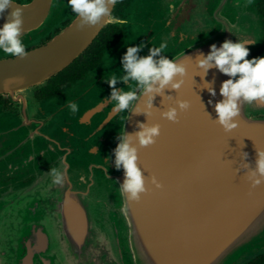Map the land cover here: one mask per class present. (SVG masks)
<instances>
[{
	"label": "water",
	"instance_id": "water-1",
	"mask_svg": "<svg viewBox=\"0 0 264 264\" xmlns=\"http://www.w3.org/2000/svg\"><path fill=\"white\" fill-rule=\"evenodd\" d=\"M167 3L134 0L123 19L126 24L112 16L102 26L80 29L76 18L42 49L0 63V95L13 94L70 67L107 26L125 30L99 67L42 105V117L0 115V159L8 147H24L19 160L0 163V264H238L264 247V184L252 188L246 178L255 167L257 150H264V120L253 117L264 104L244 103L236 118L238 127L225 132L215 122L214 105L222 99L220 87L229 77L216 68L201 76L196 64L201 53L207 55L212 44L219 47L225 40L254 41L248 45L251 52L262 42L263 27L241 23L230 8L224 7L230 11L227 17L214 8L210 11L216 26L187 37L169 30L172 1ZM245 4L232 7L258 22L254 0ZM167 33L169 39L164 38ZM162 43V55L184 63L187 75L178 92H166L174 100H154L157 108L150 122L160 124L161 134L138 153L148 191L139 202L128 204L119 192L124 171L115 168L114 155L107 160L119 143L118 134L124 129L135 133L138 122L147 119L143 114L113 112L106 100L112 88L105 80L123 75L121 58L127 47L143 45L138 55L147 56L150 48ZM206 82L215 88V96L204 87ZM132 87L131 80L116 84L125 91ZM175 99L188 100L190 108L179 113L178 122L161 118L160 111L176 106ZM72 102L79 107L75 114L67 106ZM138 103L143 106V100ZM45 148L53 149L60 161L48 174L37 164ZM17 170H30L37 177L29 184L21 177L5 183ZM56 174L62 182L51 184ZM152 176L162 188L151 183ZM97 180L113 188L112 200L101 205L105 211L85 203L98 188Z\"/></svg>",
	"mask_w": 264,
	"mask_h": 264
},
{
	"label": "clouds",
	"instance_id": "clouds-1",
	"mask_svg": "<svg viewBox=\"0 0 264 264\" xmlns=\"http://www.w3.org/2000/svg\"><path fill=\"white\" fill-rule=\"evenodd\" d=\"M118 2L119 0H67V7L79 19L78 27L83 29L102 26L110 21L113 8ZM14 5H17L14 0H0V19H5L0 26V53L22 59L28 54L21 38L24 32V7ZM10 8L12 10L5 18L4 13ZM119 23L126 24L127 21L121 19ZM254 43L251 40L238 42L225 40L219 47L212 44L209 53L207 55L201 53L196 61L198 68L202 70L201 76H206L210 69L216 68L229 77L220 87L222 99L214 105L215 122L225 132H231L238 127L236 118L240 116L244 103L252 104L258 101L264 104V56L248 58L250 56L248 45ZM143 47V45L127 47L121 58L123 75L113 74L110 79L105 80L112 88L106 100L113 105V112L143 114L147 119V122H138L139 130L135 133H128L124 129L122 134H118L119 143L107 160L111 161L114 155L115 168L124 171V180L119 185V192L126 198L128 204L139 202L142 194L148 191L146 177L138 163V153L139 148L153 145L161 134L160 124L150 122L153 109L157 108L154 106V100L157 96L163 98L162 102L174 100V97L166 95V92H178L185 84L184 77L187 75L184 63L162 55L166 44L150 48L147 56H139L138 53ZM129 80L134 84L131 90L116 88L118 81L126 83ZM204 87L212 96L217 94L210 83L206 82ZM141 100L143 106L138 103ZM175 105L160 111L161 118L178 122L179 113L190 108V102L185 99H175ZM67 106L74 114L79 111L75 102ZM244 167L249 168V165L245 164ZM246 178L252 188L264 184V150H257L255 167L246 172ZM55 182L61 183L62 176L56 174ZM151 183L156 188L163 187L155 176H152ZM123 211H127V204Z\"/></svg>",
	"mask_w": 264,
	"mask_h": 264
},
{
	"label": "flooded vegetation",
	"instance_id": "flooded-vegetation-1",
	"mask_svg": "<svg viewBox=\"0 0 264 264\" xmlns=\"http://www.w3.org/2000/svg\"><path fill=\"white\" fill-rule=\"evenodd\" d=\"M179 6L173 13V18L170 22L171 27L176 31H183L186 26L189 28V36H198L199 34L208 33L216 26V18L210 10L216 8L219 10L221 16H230V11L225 10L224 7L235 5L236 9L239 5L245 3V0H178ZM17 5L22 6L23 9V30L22 40L26 46L27 53H31L42 49L58 37L77 17L72 13L71 9L67 7V0H14ZM257 10L258 22L252 19H247L244 14H240L235 8L232 9V16L240 18L241 23L248 25H259L263 27V39L260 45L254 46L250 52L252 57L264 56V0H254ZM163 4H167V0H163ZM244 6V5H242ZM255 7V6H254ZM127 9V8H126ZM126 9L123 12L121 19H125ZM229 9V8H226ZM12 9L4 13V17ZM114 12V11H113ZM113 16V15H112ZM114 17V16H113ZM115 18V17H114ZM116 19V18H115ZM119 19V18H118ZM239 22V19H236ZM235 20V21H236ZM5 19H0V26L3 25ZM125 30L122 28V36ZM120 38V39H121ZM119 39V40H120ZM118 40V42H119ZM117 42V43H118ZM116 43V44H117ZM3 54V53H0ZM17 58L8 56H0V63L14 60ZM99 66V64H98ZM98 66H94L87 70L83 76L79 77L77 74L63 75V72L57 74L52 79L33 86L29 89L14 92L13 94L0 95V115H8L15 119H21L26 114L31 116L42 117L45 110L42 105L50 99L60 97L68 89L73 87L79 81L86 78L89 72ZM25 114V115H24ZM258 120H264V108L260 109V113L253 115ZM37 118V117H36ZM46 152L38 159L37 164L44 168V174L54 172L60 165V161L56 152L51 148H45ZM24 151L23 146L16 149L8 147L5 150L4 157L0 159V163L8 161L19 160L20 154ZM36 160V159H33ZM9 177L5 183L10 184L18 180V178H25V183L29 184L36 179L37 174L32 171H13L8 175ZM50 181V180H49ZM54 180H51V184ZM56 192L53 195L56 196ZM58 194V192H57ZM238 264H264V247L258 248L247 255H245Z\"/></svg>",
	"mask_w": 264,
	"mask_h": 264
},
{
	"label": "trees",
	"instance_id": "trees-1",
	"mask_svg": "<svg viewBox=\"0 0 264 264\" xmlns=\"http://www.w3.org/2000/svg\"><path fill=\"white\" fill-rule=\"evenodd\" d=\"M133 1L134 0H119L114 9L113 16L116 19H121L124 10L126 8L128 9ZM121 36L122 27L116 25L107 26L91 47L70 67L63 71V75L77 74V76L81 77L87 70L94 66H98V64L100 65L104 53L115 46Z\"/></svg>",
	"mask_w": 264,
	"mask_h": 264
},
{
	"label": "rangeland",
	"instance_id": "rangeland-1",
	"mask_svg": "<svg viewBox=\"0 0 264 264\" xmlns=\"http://www.w3.org/2000/svg\"><path fill=\"white\" fill-rule=\"evenodd\" d=\"M163 1V0H162ZM172 1V4H169V10H170V14H169V30H171V32H174L175 34H184L185 36L187 37H193V36H189V28L190 26H186L183 31H176L175 29H173L171 27V20L173 18V13L175 12V10H177V7L179 6V1L178 0H169V2L171 3ZM165 5V4H163ZM168 5V3H167ZM242 5H246L245 3H243ZM174 6V7H173ZM225 8H230L229 10L232 11L233 7L232 5H230V7H226ZM174 9V10H173ZM201 35V34H199ZM198 35V36H199ZM169 34L167 33L166 37H164L165 39H169ZM194 37H197V36H194ZM170 41V40H169ZM0 56H4V54H0ZM102 63V61H101ZM72 88V87H71ZM70 88V89H71ZM69 90V89H68ZM111 182V181H109ZM98 185V188L95 186L92 190H91V195H89V197L85 200V203H87V205L90 207L92 206V208L94 209H98V211H105V210H101L100 208L102 207L101 205H104L105 203H107L108 200H112V198L110 197V193L111 191L113 190V188L109 187L110 183L108 184L107 181L105 180H97V183ZM103 215V213H100ZM99 214V215H100ZM107 214V213H106ZM105 214V215H106ZM106 218V217H105ZM107 219V218H106Z\"/></svg>",
	"mask_w": 264,
	"mask_h": 264
}]
</instances>
